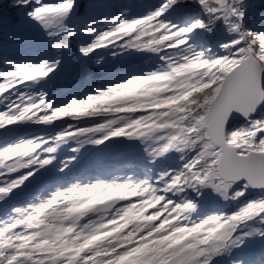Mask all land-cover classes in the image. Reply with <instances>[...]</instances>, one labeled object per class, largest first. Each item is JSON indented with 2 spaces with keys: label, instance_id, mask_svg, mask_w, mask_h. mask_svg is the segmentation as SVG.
Wrapping results in <instances>:
<instances>
[{
  "label": "snow or ice",
  "instance_id": "snow-or-ice-1",
  "mask_svg": "<svg viewBox=\"0 0 264 264\" xmlns=\"http://www.w3.org/2000/svg\"><path fill=\"white\" fill-rule=\"evenodd\" d=\"M0 264H264V0L0 6Z\"/></svg>",
  "mask_w": 264,
  "mask_h": 264
},
{
  "label": "rangeland",
  "instance_id": "rangeland-1",
  "mask_svg": "<svg viewBox=\"0 0 264 264\" xmlns=\"http://www.w3.org/2000/svg\"><path fill=\"white\" fill-rule=\"evenodd\" d=\"M72 145H66L61 149L60 155H71L72 153L68 152L67 149ZM90 162V167L86 169L85 172H82L84 169L85 162ZM131 163L135 165L137 163L135 159V154L125 155L121 151L117 150L114 146H100L99 148H86L83 152L81 159L72 165L69 175L73 174H82L85 176L84 183H87V179L96 180V179H108L111 180L113 177H116L123 182L127 176L133 175L138 169L133 167H125L124 165ZM94 169L98 171H94ZM101 171L106 173L103 175ZM94 176V177H93ZM82 183V182H81Z\"/></svg>",
  "mask_w": 264,
  "mask_h": 264
},
{
  "label": "trees",
  "instance_id": "trees-1",
  "mask_svg": "<svg viewBox=\"0 0 264 264\" xmlns=\"http://www.w3.org/2000/svg\"><path fill=\"white\" fill-rule=\"evenodd\" d=\"M8 2V0H0V6L5 5Z\"/></svg>",
  "mask_w": 264,
  "mask_h": 264
}]
</instances>
